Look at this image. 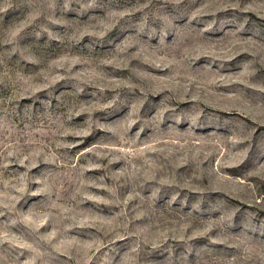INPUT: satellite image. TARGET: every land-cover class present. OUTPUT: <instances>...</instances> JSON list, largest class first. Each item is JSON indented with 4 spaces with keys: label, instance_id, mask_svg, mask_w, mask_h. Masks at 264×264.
Masks as SVG:
<instances>
[{
    "label": "rangeland",
    "instance_id": "obj_1",
    "mask_svg": "<svg viewBox=\"0 0 264 264\" xmlns=\"http://www.w3.org/2000/svg\"><path fill=\"white\" fill-rule=\"evenodd\" d=\"M0 264H264V0H0Z\"/></svg>",
    "mask_w": 264,
    "mask_h": 264
}]
</instances>
